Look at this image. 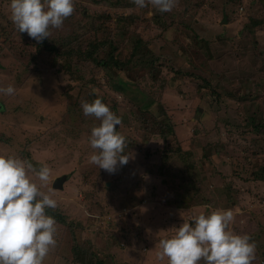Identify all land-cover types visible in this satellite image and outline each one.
<instances>
[{"label":"rangeland","instance_id":"1","mask_svg":"<svg viewBox=\"0 0 264 264\" xmlns=\"http://www.w3.org/2000/svg\"><path fill=\"white\" fill-rule=\"evenodd\" d=\"M74 8L50 30L56 54L19 33L10 0H0V88L16 90L0 93V156L51 169L47 186L29 175L66 223H56L43 264H168L159 240L228 209L230 230L249 235L253 264H264V0H179L164 13L132 0ZM136 40L143 53L133 52ZM109 45L124 71L83 56L97 47L103 59ZM96 98L128 142L115 174L90 162L100 122L81 102Z\"/></svg>","mask_w":264,"mask_h":264},{"label":"clouds","instance_id":"2","mask_svg":"<svg viewBox=\"0 0 264 264\" xmlns=\"http://www.w3.org/2000/svg\"><path fill=\"white\" fill-rule=\"evenodd\" d=\"M138 8L153 7L158 12H170L179 0H132ZM11 21L19 33H27L37 43L48 39L51 29H59L75 11L74 0H10ZM12 85L0 88L11 96ZM85 116H93L100 123L91 129L90 147L94 154L90 162L109 174L126 165V137L117 131L120 118L109 106L96 98L82 101ZM34 174L42 186L51 182V169L35 168L27 159L0 156V264H43L50 250L56 246V220L47 209H56L57 202L42 192L30 177ZM234 221L232 210H216L209 215L195 217L193 223L184 222L170 238L159 240V259L168 264H253L256 259L255 241L247 234L230 230Z\"/></svg>","mask_w":264,"mask_h":264},{"label":"trees","instance_id":"3","mask_svg":"<svg viewBox=\"0 0 264 264\" xmlns=\"http://www.w3.org/2000/svg\"><path fill=\"white\" fill-rule=\"evenodd\" d=\"M48 42H49V38L48 39L46 38L42 42H40L38 45L40 47H42L43 50H46L48 52H55L56 54L60 53L55 45H54V47H52V46H50V43H48ZM109 46L110 47H108V49H110V51L108 52V56H105V58H103V59L99 60V59L95 58L96 52H97V50H96L97 47L92 49V51L85 50L83 56L85 59H91V60H93V62L95 61V64L97 66L102 67L106 71L112 70L113 68L117 69V70L124 71L123 68H126L125 64L123 62H120L119 60H117L115 58V56H113V51L116 49V47H114L113 45H109ZM140 47H141V40H136L134 45H133V52L138 51V52L143 53V50L139 49ZM116 81L118 82V86H116L117 90H119V88H120L121 91L120 90L119 91L122 92L123 89H126L125 88L126 87L125 81H119V80H116ZM46 213H47V215L54 217L57 224H66L64 221L65 217L57 209H54V210L53 209H47ZM78 248L81 249V246L76 245L74 249L78 252L80 250ZM91 255H92V253L90 251L83 254V260L86 259L87 257L91 256ZM79 260H80V258H79ZM100 264H102V263L100 262Z\"/></svg>","mask_w":264,"mask_h":264},{"label":"water","instance_id":"4","mask_svg":"<svg viewBox=\"0 0 264 264\" xmlns=\"http://www.w3.org/2000/svg\"><path fill=\"white\" fill-rule=\"evenodd\" d=\"M66 179H67V177L66 176H60V177H58V178H56L55 180H54V182H53V188H56V189H58V188H62V186H63V182H65L66 181Z\"/></svg>","mask_w":264,"mask_h":264},{"label":"crops","instance_id":"5","mask_svg":"<svg viewBox=\"0 0 264 264\" xmlns=\"http://www.w3.org/2000/svg\"><path fill=\"white\" fill-rule=\"evenodd\" d=\"M55 179H56V178H55ZM55 179H54V180H55ZM54 180H53V182H54ZM66 181H67V179H66ZM63 183H64V182H63ZM62 187H63V186H62ZM52 188H53V187H52Z\"/></svg>","mask_w":264,"mask_h":264}]
</instances>
